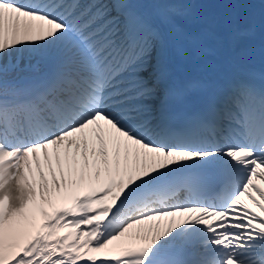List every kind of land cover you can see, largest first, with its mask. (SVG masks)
<instances>
[{"label": "snow or ice", "instance_id": "1", "mask_svg": "<svg viewBox=\"0 0 264 264\" xmlns=\"http://www.w3.org/2000/svg\"><path fill=\"white\" fill-rule=\"evenodd\" d=\"M207 5L0 0V264H264V0Z\"/></svg>", "mask_w": 264, "mask_h": 264}, {"label": "bare ground", "instance_id": "2", "mask_svg": "<svg viewBox=\"0 0 264 264\" xmlns=\"http://www.w3.org/2000/svg\"><path fill=\"white\" fill-rule=\"evenodd\" d=\"M206 3L208 4L207 6V12H210L211 13H216L218 14V11H219V8H223V5L222 3H220V0H206ZM218 6H220L218 8ZM245 17H243L242 19H244ZM49 212H51L52 210L51 209H48Z\"/></svg>", "mask_w": 264, "mask_h": 264}]
</instances>
